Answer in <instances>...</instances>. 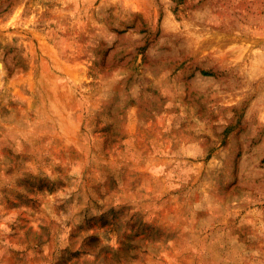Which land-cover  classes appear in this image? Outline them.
Wrapping results in <instances>:
<instances>
[{
    "label": "rangeland",
    "instance_id": "rangeland-1",
    "mask_svg": "<svg viewBox=\"0 0 264 264\" xmlns=\"http://www.w3.org/2000/svg\"><path fill=\"white\" fill-rule=\"evenodd\" d=\"M0 264H264V0H0Z\"/></svg>",
    "mask_w": 264,
    "mask_h": 264
}]
</instances>
